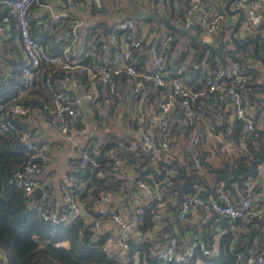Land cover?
Here are the masks:
<instances>
[{"label":"built area","instance_id":"2783aa9c","mask_svg":"<svg viewBox=\"0 0 264 264\" xmlns=\"http://www.w3.org/2000/svg\"><path fill=\"white\" fill-rule=\"evenodd\" d=\"M37 0H0V34L8 31L10 25L17 29V40L23 51L26 63L21 68V81L17 90L9 96L0 93V131L13 133L19 139L20 152L25 156L20 167L12 171L9 182L24 190L28 197H33L39 188L42 189V212L45 218L65 224L81 213V206L77 199L79 187L77 174H70L64 183L65 209L68 214L59 215L55 210H49L51 204V187L43 184L44 166L51 158L49 144L37 140L39 130L31 125L22 127L18 121L32 118L38 114L48 117L49 122L58 128L61 135L73 138L77 131L86 133L83 124H86V112H97L98 115L106 113L103 100L104 90L120 96L119 87L130 86L134 94L140 93L145 87L155 89L165 88V98L159 102V108L154 113H141L140 123L147 125L142 129V144L145 150L156 148L157 141L162 148L169 147L167 137L171 131L170 115L174 108L181 107L185 125L190 129L189 143L196 147L201 142L199 124L207 117L206 99L215 95L224 96L229 102L232 115L228 121L230 127L237 120L244 123V138L251 137L258 127L256 119L248 114L247 104L253 94L254 83L252 74L239 61H234L227 67H220L210 76L203 87L192 89L184 83L185 67L177 69V74L168 72L166 48L170 46L171 35L158 38L153 41H145L147 34H138V27L143 22L142 17L124 16L110 25V29L103 43L96 47L95 44L86 52L85 49H77L80 26L82 20L76 22L71 30L72 38H67V43L61 51L46 47L41 38L32 33L30 11ZM142 5L147 0H139ZM247 2V12L242 20L243 27L247 31L257 33L262 40V54L264 55V0H240ZM99 2V0H97ZM210 2L207 0H189L187 20L183 23L188 26L196 22L205 34L211 37L217 35L224 21V14L212 17L210 15ZM58 18H65L66 13H60ZM124 37L127 46H121L120 38ZM116 45V46H114ZM115 51H112V47ZM109 52V53H105ZM151 55V66L148 69H140L138 63ZM195 72L200 66L193 65ZM42 72L44 86L53 91L50 102L32 105L23 98L35 82L36 76ZM77 72H83L86 76L84 83ZM64 73L59 84L55 86L54 78ZM9 78V77H8ZM7 77L1 80L3 87H8ZM2 96V97H1ZM87 103L88 110L83 107ZM24 122V121H23ZM158 130V137L151 129ZM133 151L138 148L136 141H131L126 147ZM106 156L108 169L116 172L124 171V161L116 155L114 150L108 151ZM80 168L88 164L97 167L100 161L91 155L88 150L80 151ZM154 160V159H153ZM194 169L201 171L203 165L198 154L191 157ZM259 176V175H258ZM162 182L155 177L150 181L141 180L139 187L146 190L148 198L144 201L136 196V213L132 221L127 220L113 203L110 194L102 193L97 205L104 206L99 209L93 224L95 233H99L102 220L109 218L118 225L116 238L110 236L103 247L109 250L110 244L117 242L123 249L131 247L132 232L141 238L145 235L140 225L144 223L147 212L157 214L158 211L170 205L178 207V218H186L189 212L200 211L203 207L211 208L220 218H228L230 230L235 229L236 221H249L254 217L264 219V178H248L246 189L239 200H218L204 198L200 192L187 193L178 203L171 194L160 190ZM260 187H259V186ZM190 246L183 248L179 237H168L164 248L159 252L158 258L164 263H188L193 260L196 249L200 248L204 254H211L204 240L198 238L190 242ZM58 246L68 247L67 240L57 243ZM248 264H264V248L257 254L248 256ZM0 264L2 261L0 260Z\"/></svg>","mask_w":264,"mask_h":264},{"label":"trees","instance_id":"16d2710c","mask_svg":"<svg viewBox=\"0 0 264 264\" xmlns=\"http://www.w3.org/2000/svg\"><path fill=\"white\" fill-rule=\"evenodd\" d=\"M188 8L189 4L177 12L173 10L170 13L168 9L161 11L154 2H150L146 5L135 6L134 11L128 16H133V13L140 10L157 11L169 16L172 23L177 24L179 21L184 23L187 20ZM98 11L101 12L100 10ZM144 21L145 23H150V32L147 36V41L150 42L171 35V46L166 48V52L169 54L175 48H181L175 64L182 66L183 63H186L184 83L187 87L192 86V89L203 87L206 80L217 69L227 67L234 61L241 62L252 74L254 80L255 71L249 67L247 60L251 58L256 59L257 56L246 47L230 48L227 42H224L219 49L208 44H205V47H203L202 41L194 33L180 32L177 29L165 25L163 21L153 18H145ZM165 26L167 30L163 31ZM96 27L98 32L94 33L95 38L90 41L91 43H86L88 45L87 52L88 48L90 49L93 44L99 47L103 43L102 41H104L101 39L102 36L106 38V34L110 29L109 24L103 21H100ZM32 33L37 36L34 26H32ZM17 37L18 33L15 28L13 38L17 39ZM56 41L55 34H52L48 39L44 38L41 40L48 48L56 44ZM258 41L262 44L261 38L258 37ZM61 44L63 42L56 44L55 50L61 51L63 48ZM10 45L13 50H16L18 56L13 61L15 69L11 71L9 78L1 68L2 65H0V93L3 91L6 94L5 96H9L17 90L16 87L21 81V68L26 63L20 50L16 48L15 43L10 42ZM194 64L200 66L198 72H195ZM171 71L173 75L177 74L175 66ZM77 75L86 83L87 78L83 72H77ZM63 76L64 73L55 76V86L59 84L58 80ZM6 77L8 87H3L1 80L5 81ZM187 77L193 79L192 83L186 82ZM43 79V73L39 72L33 86L23 98L29 104H42L43 102H50L52 100L53 91L44 86ZM166 93L167 89L165 88L156 89L155 98H159L160 102L165 98ZM102 98L108 102L109 108L107 113L98 115L97 112H94L89 117L87 116L93 126L92 131L97 132L99 130L100 136L96 137V140L99 141L101 139L102 143L95 146L96 140H94L89 147H86L91 155L99 159L100 165L94 167L88 164L86 167L80 168L79 164L81 159L78 158L74 163V171H71V174L78 175V181L75 186L79 187L77 199L82 209L96 218L98 215H96L97 201L100 200L102 193H108L114 196V200L117 196L132 195L138 191L141 180L150 181L151 177H155L158 181L162 182L160 190L166 194L173 195L178 206V203L187 194L184 190L186 189V184L188 185V178L183 176V172L179 167L175 163L170 165L164 162L167 156H162L161 160L157 159L156 162H153V150H145L142 144V137L141 140L139 136L133 135L120 137V134L115 133L113 130L116 120L119 118L123 119L126 114L125 112H127L130 115L129 119L132 121V125L138 131L140 126H142V123L139 122L140 108L138 102H134V108L129 109L123 107V99L117 96L116 93H109L107 96L103 95ZM144 107L146 114L152 112L150 107H146L145 104ZM123 122L125 123V121ZM18 123L24 127L20 121ZM177 125L178 123L174 125V129L178 128ZM182 129L184 137L189 140L190 129L185 124ZM243 130L244 123L237 120L233 126L232 133L226 132L239 146H241L242 142L245 146L242 148L243 155L230 164L232 167L228 166V163L225 166L214 167L207 161L205 152L200 148L203 140V134H201V142L197 145L195 151L200 156L202 165L215 172L218 176L219 185H222H218L215 188L205 187L199 190L204 198L223 200L220 197V193L224 190L230 191L232 195L237 194L238 190L245 192L246 180L248 178L258 177L259 165L261 163L259 158L264 154V128L257 127L252 136L247 138H244ZM170 135L171 131L167 137L168 140ZM131 141L138 143L136 150L130 151L125 148ZM16 145H19V139L13 133L0 131V260L2 264H174L160 261L158 257L152 254L151 245L137 239L131 240V247L124 254L104 250L103 247L107 239L99 233H95L93 230L95 218H88L85 212H81L67 224L64 222L56 223L46 219L41 209L42 199L28 197L24 190L9 182L12 171L20 167L25 159L24 154L20 152L21 147H17ZM112 149L117 156L124 160V165L134 168L133 178H129L122 172L108 169L107 162H109V158L106 156V153ZM194 153L187 152L185 154V159L190 168H188L190 178L193 182H204L205 180L203 179L201 171H197L193 167L191 157ZM142 164L149 165L148 173H141L139 171L138 167ZM164 165L168 167H164ZM160 166L161 169H159ZM230 168L234 169V171H230ZM232 175H235L234 179L231 178ZM243 176L245 178H242ZM194 192H198V190L194 189L188 193ZM113 203L115 205L114 201ZM52 204L53 202L51 201L49 210H55ZM166 207L173 210L174 215L178 216V207L170 205H166ZM58 213L59 215H63L68 214V211L63 207ZM156 215L147 212L144 223L140 225L144 233L154 226V217ZM205 223L201 230L202 238L210 250L214 242L213 233L215 229L213 228L220 225L224 230L221 237L219 254L206 255L200 248H197L192 261L180 264H197L198 260L202 261L201 264H248V256L257 254L264 248V219L254 217L245 222L236 221L234 223L235 229L230 230L229 219L220 218L218 214L212 212L208 221ZM64 240L69 242L68 247L57 245L58 242Z\"/></svg>","mask_w":264,"mask_h":264},{"label":"crops","instance_id":"0c3cea01","mask_svg":"<svg viewBox=\"0 0 264 264\" xmlns=\"http://www.w3.org/2000/svg\"><path fill=\"white\" fill-rule=\"evenodd\" d=\"M207 1H209L211 4L210 15L212 17L221 14V6L225 10L222 26L225 24L226 26H229V28L225 29L226 35L224 42L229 43L228 46L230 48L246 47L249 51H253L257 56L256 59L251 58L247 60L249 67L255 71L253 80L255 89L247 104V112L256 119L258 127L264 128V62L257 55L255 50L257 42L259 52L262 54V44L260 41H258V35L255 32L245 30L243 24H241L240 28L236 32V35L239 39V44L236 43L231 39L230 33L233 29L231 25L235 23L239 14H230L228 11H226L227 0ZM150 2H154L161 11L168 9L170 13H172L173 10L177 12L181 10L182 7H187L189 4V0H147L143 5H146L147 3L149 4ZM137 5L142 6V3L139 0H99V2H97V0H37L35 5L31 8L30 21H32V26H34V30L37 32V36H39L41 40L44 38L48 39V37H50L52 34H55L57 39L56 44L63 42L61 45L64 46V44L68 42L67 38H72L73 35L71 34V30L74 28L76 22L82 20L83 24L80 26L78 33L79 39L76 45L77 49L86 50L88 46L86 43H91L90 41L95 38L94 33L98 32L96 26L100 21L107 22L110 26L117 19L131 14ZM240 7H242V4L239 0L233 2L231 5L232 9ZM97 9L101 12H99ZM244 9L246 15L247 6H245ZM138 12L133 13L132 15L135 16ZM60 13H66L68 16L65 18H58L57 15ZM160 14H162V12H160ZM144 19L138 27V34H147L148 36L150 32V23H145ZM222 28L223 27L220 28V31L217 33V35L212 37V44L219 42L221 37L224 36ZM165 30H167L166 26L163 28V31ZM14 32L15 25H10L7 32L0 34V65H2L1 68L8 75V77L11 76V71L15 69L13 61L16 56H18L16 50L12 49L10 42L15 43V46L20 50L22 57H25L18 40L13 38ZM191 33L195 34L194 31H191ZM202 35H206L205 32H202ZM104 37L105 36H102L101 39L104 40ZM145 41L147 42V37L145 38ZM120 43L121 46H127L123 36L120 38ZM56 44L52 45L50 48L55 49L57 46ZM114 46L112 47L113 52L115 51ZM180 49V47H177L169 54L165 51L168 62V72L170 74H173L171 69L174 66L176 70L181 67L180 64H175V60L179 55ZM147 55V58L144 60L140 59L139 63L137 64L140 69H148L151 66V55L149 52ZM182 66L185 67L186 63H183ZM62 78L57 79L60 81ZM192 81L193 79L189 77L186 82L192 83ZM189 87L193 88L192 86ZM119 91L120 97L123 99V107L125 108L133 109L134 102H138L140 114L146 113L144 111V104L146 107H150V110L152 111L150 113L157 111L159 108V98H155L156 89L153 87H145L140 93L137 94L132 92L130 86L119 87ZM109 93L110 92L104 90V95L107 96ZM104 103L107 113L109 105L106 99L104 100ZM205 105L207 117L199 124L200 132L203 134V140L201 144L199 143L200 148L205 152L207 161H209L214 167L225 166L227 163L229 164L228 166L232 167L230 164L243 155L242 148L245 146L243 142L241 143V146H239L236 142H234L232 137L226 134V132L232 133L233 131V126L230 127L228 125V121L232 115L231 106L227 99L221 95H215L206 99ZM86 113L88 117L91 115L90 111H87ZM125 113L126 114L123 117L124 120L122 118L116 120L113 130L115 133L120 134V137L133 135L139 136L141 140L142 129L147 128V126L142 125L138 131H136V127L132 125V121L129 119V113ZM87 116L86 119L88 120ZM122 120L125 121V123ZM20 122L23 126L31 125L36 127L39 130L37 140L49 144L51 149V158L44 166L41 180L43 181V184L51 187V201L53 202L52 205L55 210L59 212L63 207H65L64 183L67 181L71 171H74V163L80 157L81 149L87 146L89 147V145H91L93 141L96 140V137L100 136V133L98 131H93L90 135L86 136V133L77 131V134L73 138L68 139L67 137L61 135V133L58 131V128L52 125L49 122L48 117L43 114H38L32 118L22 119ZM87 122L88 123L86 124L90 125L89 120ZM170 123L171 135L169 137V147L162 148L160 142L158 141L159 144L157 143L156 148L153 150V162H156L157 159L161 160L162 156H167L164 162H167L170 165L175 163V165H177V167H179V169L183 172V176H185L184 170L187 174H189L190 169L188 162L185 159V154L187 152H195L194 154H197L195 151L197 146L195 148L192 147L188 138L184 137L182 127L185 124V119L181 107H176L173 109L170 115ZM176 123H178V128L174 129V125ZM151 131L154 133V135H156V137H158V130L156 128L151 129ZM100 143H102L101 139L99 141L96 140L95 146L100 145ZM164 167L168 166L164 165ZM138 168L141 173L149 172V165L142 164L139 165ZM230 171H234V169L230 168ZM134 172V168L124 165V171L122 172L124 175L128 176L129 178H133ZM167 173H169V171H167ZM201 174L203 175V179L205 180L204 182L206 184L203 181L194 182L195 189L198 191L204 189L205 187L215 188L219 185L218 176L215 172L203 167ZM258 175L261 176V179L264 178V163L262 162L259 165ZM187 186L188 185L186 184L185 187ZM243 194L244 192L242 190H238L237 194L233 195L230 193V191L224 190L220 193V197L223 200H239ZM136 196H139L144 201H146L148 198V193L146 190L138 187V191L132 195L126 194L122 197L117 196V198L115 197V200L113 198L114 196L111 195L117 209L129 221L133 220L136 213L137 208L134 202V198ZM33 197H35V199L41 198H36V193ZM102 207L104 206H96V215L99 213V209ZM81 212H85V210L82 209V206ZM211 214V208L205 206L200 211L189 212L186 218L180 219L178 216L174 215L173 210H170L164 206L154 217V226L145 232V235L141 238L137 237L135 232H132V239L141 240L142 242H146L148 245H151L152 254L156 257H158L159 252L164 248L165 243L171 234L178 236L181 246L183 248H187L190 246V242L194 239L200 238L204 240L202 238L201 232L203 228L202 226L206 224L205 222L208 221ZM86 216L90 219L95 218V216L89 214V212L86 213ZM118 229V225L106 217L102 220L99 234L106 239H108L110 236L116 238ZM213 229H215V232L213 233L214 242L211 247V254L217 255L220 251V242L224 230L220 225ZM109 250L113 253L122 254L127 251L123 249L117 242L110 244ZM201 263L202 261L198 260L197 264Z\"/></svg>","mask_w":264,"mask_h":264},{"label":"water","instance_id":"95a60500","mask_svg":"<svg viewBox=\"0 0 264 264\" xmlns=\"http://www.w3.org/2000/svg\"><path fill=\"white\" fill-rule=\"evenodd\" d=\"M235 1H238V0H227L226 1V11H228L230 14H239L237 20L235 21V23H233L231 25V27L233 28L231 33H230V36H231V39L234 40L236 43L239 44V39H238V36L236 35V32L237 30L240 28L241 24H242V20L245 16V9L244 7L247 5V2L246 1H240L241 4H242V7L240 8H236V9H232L231 8V5L233 2ZM220 13L221 14H224L225 13V10L224 8L221 6L220 7ZM136 18L138 17H142V18H153V19H157L159 21H163L166 25L174 28V29H177L178 31L180 32H183V33H188V32H191V31H194L195 32V35L198 39H200L203 43V47H205V44H208V45H211L213 46L214 48L216 49H219L222 47V45L224 44V40H225V29L226 28H229V26H226L225 24H223V32H224V36L221 37L220 41L218 42V45H215V44H212L211 41H212V37L208 34L206 35H202V29L200 28V26L196 23V22H192L191 24H189L188 26H184L183 23L181 21H179L177 24H173L172 21H171V18L166 16V15H162L160 14L159 12L157 11H148V10H140L136 15H135ZM256 42V41H255ZM255 50H256V53L257 55L261 58V60L264 62V56L259 52V48L257 46V42H256V47H255ZM83 107L85 108V110H87V103L84 102L83 103ZM259 160L264 163V154L259 158ZM161 169V166L160 168ZM184 170V169H183ZM184 175L188 178V186L186 187V189L184 190L186 193L190 192V191H193L195 189V186H194V182L191 180L190 178V175L187 174L184 170ZM231 178H235V175H232ZM242 178H245V176H243ZM42 196V189L39 188L36 192V198H40Z\"/></svg>","mask_w":264,"mask_h":264},{"label":"rangeland","instance_id":"374dc122","mask_svg":"<svg viewBox=\"0 0 264 264\" xmlns=\"http://www.w3.org/2000/svg\"><path fill=\"white\" fill-rule=\"evenodd\" d=\"M215 45H218V42H216ZM87 121H88V120H87ZM87 121H86V122H87ZM87 123H88V122H87ZM87 125H88V124H83V126H81V127H83V129L86 130V136H87V135H90V134L93 132V131H92L93 129H92V126H91L92 124L90 123V125H88V126H87ZM115 127H116V126H115ZM98 131H99V130H98ZM258 177H260V176H258Z\"/></svg>","mask_w":264,"mask_h":264}]
</instances>
